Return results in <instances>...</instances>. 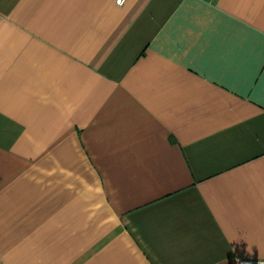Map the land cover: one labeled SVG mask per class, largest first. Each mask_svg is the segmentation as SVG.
Masks as SVG:
<instances>
[{
    "label": "crops",
    "instance_id": "1",
    "mask_svg": "<svg viewBox=\"0 0 264 264\" xmlns=\"http://www.w3.org/2000/svg\"><path fill=\"white\" fill-rule=\"evenodd\" d=\"M264 260V0H0V264Z\"/></svg>",
    "mask_w": 264,
    "mask_h": 264
},
{
    "label": "built area",
    "instance_id": "2",
    "mask_svg": "<svg viewBox=\"0 0 264 264\" xmlns=\"http://www.w3.org/2000/svg\"><path fill=\"white\" fill-rule=\"evenodd\" d=\"M119 3H122L124 0H117ZM241 264H264V260H249L243 261Z\"/></svg>",
    "mask_w": 264,
    "mask_h": 264
}]
</instances>
